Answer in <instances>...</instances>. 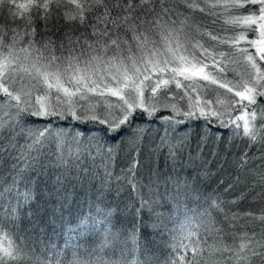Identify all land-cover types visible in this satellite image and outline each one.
Returning <instances> with one entry per match:
<instances>
[{"label": "snow or ice", "instance_id": "6c2138e0", "mask_svg": "<svg viewBox=\"0 0 264 264\" xmlns=\"http://www.w3.org/2000/svg\"><path fill=\"white\" fill-rule=\"evenodd\" d=\"M181 8L210 17L213 24L224 17L230 27H194ZM0 18V160L9 162L0 171V214L13 224L18 215L38 220L42 209L32 185L46 174L53 182L45 203L54 199L61 213L68 199L63 194L79 183L91 184L101 205L95 217L89 213L78 225L84 230L80 235L101 238L96 248L10 242L0 247V264H129L125 252L151 250L153 242L141 239L137 220L142 223L145 215L159 220L160 208L179 207L197 189L179 172L174 178L154 172L147 183L138 179L139 140L145 132L140 128L126 145L129 164L114 173L119 152L112 141L130 132L137 116L173 134L202 118L210 128L246 137L249 148L259 145L264 161V0H0ZM53 18L68 27L59 42L48 32ZM94 131L103 135L92 136ZM47 145L58 149L52 153L55 160L44 151ZM160 147H167L175 166L184 145L165 135ZM84 159L91 167L81 163ZM254 163L245 151L238 167L248 171ZM261 169L264 163L257 169V182L264 185ZM125 190L135 194L125 207L133 220L129 229H115L112 218ZM107 196L115 207L105 204ZM222 203L208 197L203 211L185 215L183 236L173 238L163 264H264V208L241 216L225 212ZM214 211L233 225L247 221L237 225L244 231L227 233L232 243L223 242ZM51 212L55 216L57 208ZM209 239L219 243L209 245ZM24 248L40 256L32 259ZM217 254L224 259H213ZM144 264L160 262L146 259Z\"/></svg>", "mask_w": 264, "mask_h": 264}, {"label": "trees", "instance_id": "16d2710c", "mask_svg": "<svg viewBox=\"0 0 264 264\" xmlns=\"http://www.w3.org/2000/svg\"><path fill=\"white\" fill-rule=\"evenodd\" d=\"M19 2H23V0H18ZM181 12L190 17L188 23L194 27L204 25L209 31L213 29L219 31L222 26L230 27L224 25V17H221L218 23L213 24L212 18H202L198 12H185L183 8H181ZM0 22H3L2 18H0ZM66 31H68V27L61 19L53 18L48 24V32L57 42L60 41ZM224 34L231 35V33ZM170 87L174 88L175 86L170 85ZM109 99L111 102L116 101L112 97ZM261 103H264V101ZM239 114V112L233 113L234 116ZM166 127H161L159 122L149 124L143 116H137L130 132L126 131L123 134H119L112 141L119 152L112 165V170L115 174H120L121 170L126 169L129 164L131 157L128 155L126 145L131 138V134L140 128L144 129L145 132L139 140L140 151L138 159L140 165L138 168V179H142L144 183H147L148 176L154 172H158L161 177L171 176L173 178L175 172H179L182 178H187L197 189L196 192L192 193L191 198L185 199L179 207L172 203L170 207L160 208L159 211L163 215L159 220L155 216L148 218L147 215L143 218L142 223L139 219L137 220V225L141 228V239L143 240L144 237H147L153 243L150 246L151 250L146 254H142L139 249L134 252H125L124 258L127 259L129 264H135L137 261L139 264H144L146 259H158L160 264H163L164 259L169 255V246L174 242L173 238L183 236L180 226L184 221L185 215L193 216L196 212L203 211L207 207L205 200L208 197H216L222 201L221 206L225 212L230 210L241 216L247 212H255L258 215V210L264 208V185L257 182V169H259L260 164L264 163V161L259 159V145L249 148L246 137L234 136L231 130L216 127L215 125L210 128L202 118L198 120L194 118L188 121L175 134L172 132L166 133ZM69 130H71L70 127ZM91 135L102 136L103 133L94 131ZM165 135H167L168 141L171 143L184 145L180 157L175 162V166L168 157L167 147H160L157 150V147L161 145V138ZM20 143L22 144L23 140ZM44 151L55 160V156L52 155L53 152L58 151L55 145H47ZM245 151L255 161L248 171L238 167V161ZM189 156L193 158L191 163H189ZM81 163L86 167H91L92 165V161L88 159L82 160ZM96 164H100L99 159L96 160ZM8 167V161L0 160V171ZM56 171L55 168L52 169V172ZM260 171H264V169ZM48 175L40 177L37 185H32L33 195L39 197L37 202L42 209L38 220L26 215H18L15 218V224H13L9 217L0 214V227L3 228V231H0V247L6 248L10 242L23 247L25 242L34 245L39 241H44L65 250H67L66 244L70 247L72 243L82 245L85 248H96L101 238L92 232L80 235L84 230L78 227L81 219L87 217L89 213L95 217L96 208L101 206L97 202L95 188L87 183L70 186L68 191L63 194L68 199L64 202L65 210L61 213L58 210L59 206L55 205L54 199L52 202L45 203L49 200L48 193L53 182L52 179L48 178ZM134 195L128 190L122 193L119 212L112 218L111 222L115 229L126 230L130 228L133 216L129 214V211L125 210V207L130 205L131 197ZM234 200L237 201L235 205L231 203ZM105 204L116 206L112 196L105 198ZM54 206L57 208L55 216L51 212ZM44 209L48 211L45 212L43 211ZM212 216L215 221V227L223 230L220 236L225 244L232 243L231 236L227 235V233L233 230L240 233L244 229L237 225L247 223L246 220L242 219L237 222V225L230 224L224 220L223 213L216 211L212 213ZM30 219L32 222H30ZM37 224L40 225V229L36 228ZM259 230V227L247 229L249 233ZM187 242L185 240V243ZM218 243L216 239L208 240L209 245ZM128 247L130 249L131 244ZM24 251L32 259L40 256V252H30L29 248H24ZM40 251H43V245H40ZM119 256L120 254L117 252L116 257L118 258ZM105 259H107V256H105ZM213 259L223 260L224 257L217 254Z\"/></svg>", "mask_w": 264, "mask_h": 264}, {"label": "rangeland", "instance_id": "374dc122", "mask_svg": "<svg viewBox=\"0 0 264 264\" xmlns=\"http://www.w3.org/2000/svg\"><path fill=\"white\" fill-rule=\"evenodd\" d=\"M241 43L243 44V41H242ZM238 71H240V70H238ZM165 78H167V76H165ZM228 78H229V79H232V78H233V73H232L231 71H229V73H228ZM238 78H239V77L236 76V79H238ZM173 85H174V84H173ZM220 91H223V90L221 89ZM112 98L117 99V98H115V97H112Z\"/></svg>", "mask_w": 264, "mask_h": 264}]
</instances>
